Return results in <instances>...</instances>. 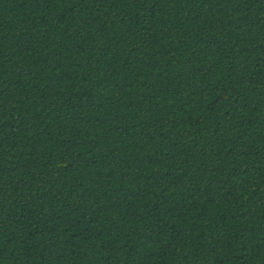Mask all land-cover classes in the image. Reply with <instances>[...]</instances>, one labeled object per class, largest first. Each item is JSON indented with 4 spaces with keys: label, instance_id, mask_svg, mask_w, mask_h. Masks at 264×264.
<instances>
[{
    "label": "trees",
    "instance_id": "trees-1",
    "mask_svg": "<svg viewBox=\"0 0 264 264\" xmlns=\"http://www.w3.org/2000/svg\"><path fill=\"white\" fill-rule=\"evenodd\" d=\"M0 264H264V0H0Z\"/></svg>",
    "mask_w": 264,
    "mask_h": 264
}]
</instances>
